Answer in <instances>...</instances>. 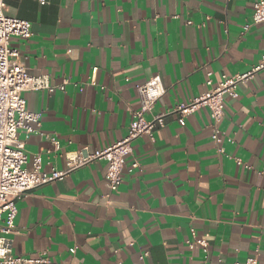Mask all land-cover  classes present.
<instances>
[{
	"label": "crops",
	"instance_id": "crops-1",
	"mask_svg": "<svg viewBox=\"0 0 264 264\" xmlns=\"http://www.w3.org/2000/svg\"><path fill=\"white\" fill-rule=\"evenodd\" d=\"M6 1L7 15L32 22L31 38L11 39L21 63L53 85L67 81L65 90L24 92L42 113L30 136L19 131L28 169L37 153L43 170L63 169L68 152L124 138L138 88L154 75L166 92L153 113L171 111L208 91L209 72L218 84L264 54V22L244 31L259 0ZM238 91L225 96V152L208 107L184 125L170 114L154 139L133 141L117 191L102 159L20 199L13 254L61 264H247L251 256L264 264V69Z\"/></svg>",
	"mask_w": 264,
	"mask_h": 264
},
{
	"label": "built area",
	"instance_id": "built-area-1",
	"mask_svg": "<svg viewBox=\"0 0 264 264\" xmlns=\"http://www.w3.org/2000/svg\"><path fill=\"white\" fill-rule=\"evenodd\" d=\"M46 2L47 0H42V3ZM6 7L7 1L0 0V264H61L44 257L28 258L13 254L11 236L17 228L18 201L32 189L64 179L76 169L102 159L108 162L109 189L111 192L117 191L123 182L127 157L133 152V141L143 134L154 139L156 130L166 125L167 116L170 114L177 113L181 124L184 125L189 114L202 107H208L212 119L213 139L218 144L219 152H225L221 145L224 132L220 127L221 121L226 116L225 96L229 94L235 98L238 97L239 84L249 81L258 71L264 69L263 54L261 61L250 70L233 76L225 74L218 84L214 83L212 72H209L207 84L210 88L208 91L188 102L179 103L171 111L159 113H153V109L165 94L166 87L161 75H154L138 88L140 108L132 111L133 118L124 138L102 149L91 150L89 147H84L78 151L68 152L67 166L63 169L43 170L42 153H37L34 157L33 169H28L26 142L20 140L19 131L25 130L27 137L30 136L41 126L42 113L28 108L24 92L46 89L53 93L58 89L65 90L67 81L53 85L47 75H33L21 63L20 52L12 48L11 39L13 36L31 38L34 35L32 22L28 19L7 15ZM263 22L264 0H259L254 5L252 22L246 23L244 31H247L253 24ZM97 70L98 67H94L95 73ZM149 113L151 118L147 117ZM229 140L234 141L231 138ZM53 142L56 149L61 148V143L56 137L53 138ZM238 163L242 164L243 161L238 159ZM139 165L140 163L135 161L130 170L132 171ZM196 242L202 244L205 251L208 250L207 239H198ZM71 252L75 253L76 248H71ZM247 264H259L258 257H248Z\"/></svg>",
	"mask_w": 264,
	"mask_h": 264
}]
</instances>
